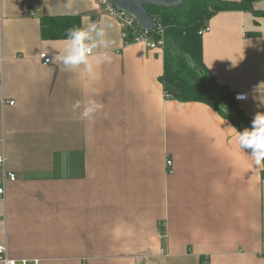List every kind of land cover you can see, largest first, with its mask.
I'll list each match as a JSON object with an SVG mask.
<instances>
[{
    "label": "crops",
    "instance_id": "0c3cea01",
    "mask_svg": "<svg viewBox=\"0 0 264 264\" xmlns=\"http://www.w3.org/2000/svg\"><path fill=\"white\" fill-rule=\"evenodd\" d=\"M253 8L264 12V0ZM60 16L76 28L111 25V61L95 77L53 60L66 39H43L40 23ZM207 26L203 64L233 96L249 94L234 102L252 123L264 112V15L219 12ZM162 74L163 50L123 47L118 23L93 0H0V156L17 176L0 199L9 258L264 264L263 165L239 148L230 119L167 100ZM88 98L104 105L94 120L72 111Z\"/></svg>",
    "mask_w": 264,
    "mask_h": 264
},
{
    "label": "trees",
    "instance_id": "16d2710c",
    "mask_svg": "<svg viewBox=\"0 0 264 264\" xmlns=\"http://www.w3.org/2000/svg\"><path fill=\"white\" fill-rule=\"evenodd\" d=\"M256 1L183 0L180 6L170 9L145 6L148 15L163 28V74L160 81L167 100L205 104L230 119L241 132L252 127L250 120L235 107L232 92L226 86L217 84L204 66L199 32L219 12L243 11L256 16L264 15V12L254 11ZM73 20L63 16L42 19L41 37L66 39V32L76 28ZM262 165L261 177L264 179ZM200 264L207 262L201 261Z\"/></svg>",
    "mask_w": 264,
    "mask_h": 264
},
{
    "label": "clouds",
    "instance_id": "9594fccd",
    "mask_svg": "<svg viewBox=\"0 0 264 264\" xmlns=\"http://www.w3.org/2000/svg\"><path fill=\"white\" fill-rule=\"evenodd\" d=\"M110 28V24L101 21L69 29L66 32L64 48L53 57V60L63 65L65 71L82 70L89 77H95L97 67L111 61L110 50L115 41L108 35ZM97 94L98 92H94L93 95ZM103 108L104 105L95 98L76 100L72 104V111L78 113L82 120H94ZM236 143L242 151L251 150L248 155L257 167L264 164V112L255 115L250 129L238 131Z\"/></svg>",
    "mask_w": 264,
    "mask_h": 264
},
{
    "label": "built area",
    "instance_id": "2783aa9c",
    "mask_svg": "<svg viewBox=\"0 0 264 264\" xmlns=\"http://www.w3.org/2000/svg\"><path fill=\"white\" fill-rule=\"evenodd\" d=\"M102 12L113 18L119 25L121 29L122 46H131L134 44L143 45L150 50H163L164 40H163V28L159 26L156 22V26L151 30H143L137 23V21L129 14L118 11L112 7L108 0H93ZM209 31V27L203 28L199 34L203 36ZM119 51H116L118 53ZM39 59L42 61L43 65H48L51 62V58L47 54H41ZM243 97V98H238ZM168 99V96L165 95ZM249 99L248 93L234 94L233 100L237 103L246 102ZM9 105H13V102H9ZM167 167V173H173V163L170 159L165 162ZM0 199H3L6 194L7 185L15 183L17 181V176L15 173L6 170L5 168V156H0ZM264 256V255H263ZM0 263L1 264H40V260H14L9 258L7 254V247L5 244L0 245Z\"/></svg>",
    "mask_w": 264,
    "mask_h": 264
},
{
    "label": "water",
    "instance_id": "95a60500",
    "mask_svg": "<svg viewBox=\"0 0 264 264\" xmlns=\"http://www.w3.org/2000/svg\"><path fill=\"white\" fill-rule=\"evenodd\" d=\"M118 11L132 16L143 30H151L156 26V20L148 15L145 6H155L163 9L176 8L183 0H108Z\"/></svg>",
    "mask_w": 264,
    "mask_h": 264
}]
</instances>
